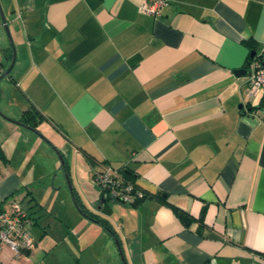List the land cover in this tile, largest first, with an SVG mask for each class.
<instances>
[{
	"label": "crops",
	"instance_id": "obj_1",
	"mask_svg": "<svg viewBox=\"0 0 264 264\" xmlns=\"http://www.w3.org/2000/svg\"><path fill=\"white\" fill-rule=\"evenodd\" d=\"M141 1L0 0V206L29 196L33 239L2 246L3 264H264L263 91L246 94L244 43L264 49V0H167L156 16ZM28 104L37 129L16 120ZM106 164L147 196L104 212ZM43 177L41 201L27 184Z\"/></svg>",
	"mask_w": 264,
	"mask_h": 264
},
{
	"label": "built area",
	"instance_id": "obj_2",
	"mask_svg": "<svg viewBox=\"0 0 264 264\" xmlns=\"http://www.w3.org/2000/svg\"><path fill=\"white\" fill-rule=\"evenodd\" d=\"M167 0H142L138 9L144 13L159 15ZM248 71L246 94L262 90L264 93V67L253 66ZM93 181L99 191L121 203L133 204L144 195V191L132 181L122 177L121 173L109 164L93 173ZM29 217L26 210L16 199H8L7 205L0 208V249L7 246L13 256H18L33 246V239L28 231ZM0 264H3L0 262Z\"/></svg>",
	"mask_w": 264,
	"mask_h": 264
},
{
	"label": "trees",
	"instance_id": "obj_3",
	"mask_svg": "<svg viewBox=\"0 0 264 264\" xmlns=\"http://www.w3.org/2000/svg\"><path fill=\"white\" fill-rule=\"evenodd\" d=\"M244 43L246 45H248V53H247L248 54V58L246 60V64L245 65H247V67H248L249 66V63L250 62H253V61H255V63H254L253 66H259V64L262 65V63H264V49H262V47H259L257 45V43H255L251 39L250 40H245ZM5 49H6V51H5L6 58L8 57V59H9L12 56L11 55V53H12L11 45L3 48L2 51H4ZM252 107H258V108H260L261 111H262V118L264 119V93L260 97V99L258 101V104L255 105V106H252ZM43 118L44 117H43L42 113L36 107H34L32 104H28L24 109L21 110L20 115L16 118V120H17L18 123L23 124V125H25V126H27L29 128L37 129L36 126H37L38 122H40ZM0 151H1V149H0ZM60 165L62 166V168H64V170L66 171V174L68 176V171L66 169V164H65V161L63 159L61 160ZM116 169L118 171L122 172V174L125 177H128L129 176L128 170L126 168L117 167ZM70 192H71L72 200L74 201L76 208L81 213H83L85 216H87L89 219L97 222L102 227H104L106 230H108L109 233L112 234L113 239H114V241H115L118 249H120L119 240L117 238V235L115 234V231L113 230V228L111 227V225L108 223L107 219H105L104 217H102V216H100V215H98V214H96V213H94L92 211H89L83 205V203L80 201V199L78 198V196L75 194V192L73 191L72 187L70 188ZM100 196H102V193L101 192H100ZM145 196H147V194L144 192L143 197H145ZM107 200H111V198L108 197V196H103V202L100 205V208L104 212H108L109 211L108 208H106V201ZM2 201H0V205H1V202ZM167 204H168V206H170V208L172 209V211L174 212V214L183 223H187L191 219H193V217L190 214H188L187 212H185L184 210L178 208L175 205H172V204H169V203H167ZM0 208H1V206H0ZM26 213H27L28 217H30L28 211H26ZM200 215H201V211H200V213H199V215L197 217L198 219L201 218Z\"/></svg>",
	"mask_w": 264,
	"mask_h": 264
},
{
	"label": "rangeland",
	"instance_id": "obj_4",
	"mask_svg": "<svg viewBox=\"0 0 264 264\" xmlns=\"http://www.w3.org/2000/svg\"><path fill=\"white\" fill-rule=\"evenodd\" d=\"M2 29L4 30V27L2 26ZM5 31V30H4ZM6 33V32H5ZM1 157H3V154H2V152L0 151V158ZM3 160V159H2ZM4 161V160H3ZM13 164H15V161H13ZM62 174V177L60 178V181H61V184L63 185V189L64 190H68L69 191V185H67L68 184V181H66L67 179H66V177H65V175H64V173H63V170H61L60 169V171H59V175H61ZM45 183V182H50L46 177H43V178H40V179H31L29 182H28V184H27V187H28V189H30L31 191H32V194L34 195V196H36V197H38L40 200L41 199H46V194L44 193V190L42 189V187L40 186V184L41 183ZM54 184H55V186H59L58 185V183L56 182V180H55V182H54ZM58 189V188H57ZM20 195H19V193H14L10 198H9V200L10 199H16V200H18L19 201V203H20V205L21 206H23V207H25V205H26V200H28V198H29V196H26V198H23L22 200H20ZM42 201V200H41ZM58 201H60V204H59V206H61V204H62V200L61 199H59ZM6 204V202L4 203V205ZM44 213V212H43ZM42 213V214H43ZM42 217H43V215H42ZM50 227H53V225H51Z\"/></svg>",
	"mask_w": 264,
	"mask_h": 264
},
{
	"label": "water",
	"instance_id": "obj_5",
	"mask_svg": "<svg viewBox=\"0 0 264 264\" xmlns=\"http://www.w3.org/2000/svg\"><path fill=\"white\" fill-rule=\"evenodd\" d=\"M0 20H1L2 26L4 27V30H5L6 35H7V38H8V42L11 45V49H12V53H11L12 57H11V60H10V62L8 64V66L4 69V71L7 72L10 69V67L12 65V62H13L14 50H13V43H12V40H11V37H10V34H9V30H8L7 25H6V22H5V19H4L3 14H2L1 8H0ZM262 66L264 67V63H262ZM233 72L235 74H244V73L247 72V69L244 68V67H237V68L233 69ZM103 196L104 195L102 194V196H100L99 199H98V206L99 207H100V205L103 202Z\"/></svg>",
	"mask_w": 264,
	"mask_h": 264
}]
</instances>
